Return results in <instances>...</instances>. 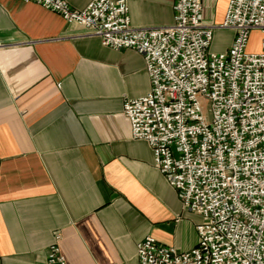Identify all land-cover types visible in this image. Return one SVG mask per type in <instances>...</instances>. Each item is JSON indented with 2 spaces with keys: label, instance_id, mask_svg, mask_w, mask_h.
<instances>
[{
  "label": "crops",
  "instance_id": "1",
  "mask_svg": "<svg viewBox=\"0 0 264 264\" xmlns=\"http://www.w3.org/2000/svg\"><path fill=\"white\" fill-rule=\"evenodd\" d=\"M91 1L67 0L76 10ZM126 1L134 27L174 22V0ZM228 2L203 0L204 20L220 25ZM234 38L214 29L211 51ZM261 39L252 32L247 51ZM149 91L136 51L104 47L36 4L0 0V264H49L55 234L66 264H139L148 236L180 252L196 246L201 218L183 209L123 113Z\"/></svg>",
  "mask_w": 264,
  "mask_h": 264
},
{
  "label": "built area",
  "instance_id": "2",
  "mask_svg": "<svg viewBox=\"0 0 264 264\" xmlns=\"http://www.w3.org/2000/svg\"><path fill=\"white\" fill-rule=\"evenodd\" d=\"M85 28L104 47L141 55L150 91L124 102L134 140L185 211L198 215L187 252L146 237L139 264H264V0H229L220 25L204 20L203 0H174V22L134 27L126 0H19ZM235 32L225 53L211 51L214 29ZM260 51H247L251 33ZM55 234L49 264H66Z\"/></svg>",
  "mask_w": 264,
  "mask_h": 264
},
{
  "label": "rangeland",
  "instance_id": "3",
  "mask_svg": "<svg viewBox=\"0 0 264 264\" xmlns=\"http://www.w3.org/2000/svg\"><path fill=\"white\" fill-rule=\"evenodd\" d=\"M178 219H179V217L177 218V221H178ZM61 240V239H60ZM60 247V246H59ZM60 251H61V249H60ZM61 253H62V251H61ZM63 255V254H62ZM66 261V260H65Z\"/></svg>",
  "mask_w": 264,
  "mask_h": 264
}]
</instances>
